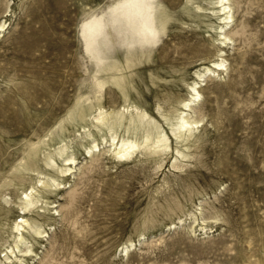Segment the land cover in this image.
Wrapping results in <instances>:
<instances>
[{"label":"rangeland","instance_id":"rangeland-1","mask_svg":"<svg viewBox=\"0 0 264 264\" xmlns=\"http://www.w3.org/2000/svg\"><path fill=\"white\" fill-rule=\"evenodd\" d=\"M117 1L0 0V213L11 210L0 217V264H264V0H229L225 44L213 28L219 22L212 0H159L173 19L134 69L138 90L130 93L166 141L155 144L156 134L151 148L119 159L112 150L131 132L70 126L66 140L40 151L43 174L4 186L25 146L49 138L88 79L82 23ZM186 8L190 18L182 15ZM221 59L193 105L197 125L179 138L175 119L161 114L178 117L196 72ZM106 89L105 108L122 109L119 91ZM87 131L99 143L92 153L80 144ZM63 144L68 154L60 159L53 151ZM48 152L53 167L44 164ZM70 152L73 169L60 174ZM38 177L55 184L22 212ZM22 217L41 234L26 228L17 249L14 225Z\"/></svg>","mask_w":264,"mask_h":264},{"label":"bare ground","instance_id":"bare-ground-1","mask_svg":"<svg viewBox=\"0 0 264 264\" xmlns=\"http://www.w3.org/2000/svg\"><path fill=\"white\" fill-rule=\"evenodd\" d=\"M210 3L214 4L216 8V10H213V13L217 16L219 22L213 28L216 29L221 43L225 44L231 39L226 32L233 17L231 4L229 0H212ZM201 8H203L201 5L196 7V9ZM182 15L190 18L192 16L191 9H184ZM175 18L181 21L183 20V17L178 18L176 16ZM172 19L173 14L159 0H118L106 10L94 13L84 21L80 31L86 54L91 62V68L87 71L89 75L88 79L84 80L72 108L57 123L58 127L52 131L49 129L51 131L48 134L49 138L41 139L38 136L37 143L32 142L28 146H25L28 149L25 150L24 148L21 163L15 166L14 179H11L10 175H8L6 179H9V182H4V186L14 184L21 186L25 184L26 175L31 177V173L33 172L39 175L43 174L39 166V161H41L39 158L40 151L43 148L47 149L51 145L55 146L58 142L61 143L62 138L66 140L67 134L72 133L69 128L70 126H72V130L75 126H80L83 129H86V127H94L98 131H101V126H105L110 131H117V129L123 128L129 134L131 132L132 137L129 135L127 137H121L120 144H118L119 147L117 149L113 148L112 150L114 155L119 159L131 156L141 147L151 148L156 134L159 136V139L155 144L164 143L166 139L163 135L160 136L159 126L152 122V116L143 105L131 101L130 92L131 89L136 88L134 84L136 75L134 69L138 64H141L142 58L150 57V53L167 33L168 24ZM120 51L124 53L123 60L117 56ZM221 53L222 51L219 50L217 55L221 56ZM222 60L220 62L214 61L210 63V66H206L203 70L196 72L198 80L189 85L190 94L188 99L180 101L183 111L179 113L178 117L171 116V110L165 111L169 112V114H161L168 121L175 119V123L171 125L173 130L177 131L179 138H188L189 132L197 125L199 120L195 119L194 115L198 110L193 108V105L201 96L200 88L205 77L220 69L224 65V60ZM108 86L115 87L121 94L124 101L122 109L119 108L109 111L105 108L104 92L107 91L106 88ZM83 88L87 90L85 93L82 92ZM137 90L138 88H136ZM168 100L172 99L168 97ZM160 106L159 104V111L162 110ZM190 109H192L191 112H188ZM46 136L47 134H45ZM111 137L113 141H117L116 139H118L117 135ZM84 138L86 140L82 143L81 140ZM103 140L105 141V136ZM80 142L87 153H92L99 148V143L89 131L85 132L84 136L80 138ZM86 142L89 143L88 146L85 145ZM67 150V144H63L56 147L53 152L61 159L67 153ZM44 154V164L53 167L54 154L52 152ZM75 162L76 157L74 153L67 155L62 160V167H58V170L61 169L58 172L60 174L70 172L73 169L70 165L75 164ZM37 181L40 184L37 186V189L34 192L25 194L24 198L21 197L23 200L19 199L22 200L20 202L21 204H19L22 212L29 210L37 204L41 190H49L50 186L55 184V180L51 178L45 181L38 177ZM1 210L4 212L0 213L1 218L7 217L9 212H11L10 209L1 208ZM37 226L36 222L32 219L22 217L21 222H17L14 225V230L19 233L16 236L14 247L18 249L25 242L23 232L26 228L40 235L41 230L39 231L38 229L40 227L37 229ZM9 253L13 255L14 248H11Z\"/></svg>","mask_w":264,"mask_h":264}]
</instances>
